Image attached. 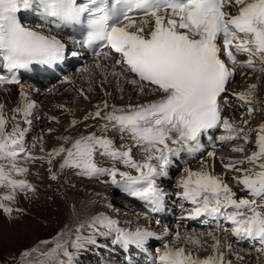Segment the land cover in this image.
<instances>
[{"label": "snow or ice", "instance_id": "6c2138e0", "mask_svg": "<svg viewBox=\"0 0 264 264\" xmlns=\"http://www.w3.org/2000/svg\"><path fill=\"white\" fill-rule=\"evenodd\" d=\"M22 12L34 14L38 23L26 26ZM66 29L79 32L82 38L74 43L93 53V63L77 69L86 74L89 91L98 76L102 91L105 84L114 83L121 93L124 85H132L140 96L154 98L126 106L110 105L105 99L83 120L72 119L64 130L99 119L103 123L96 131L59 135V146L45 152L42 136L30 146L26 143L37 104L29 98L19 74L31 71L33 65L52 67L63 61L66 44L53 33ZM0 69V88L19 85L20 97L10 116L0 104V188L5 190L0 192V210L9 219L14 211L24 214L12 207L18 194H36L26 177L29 165L37 161L47 162L53 181L67 169L77 177L111 184L141 202L146 209L142 215L148 219L149 214L164 210L167 193L158 181L168 176L174 158L200 151L202 137L212 129H223L218 137L221 144L246 143L255 131L256 151L242 159L222 161L226 170L240 174L233 180L243 186L241 191L247 197L236 199V193L222 177L207 170L203 160L200 170L184 167L175 184L176 196L182 201L180 219L215 222V227L207 232L176 231L171 242L165 240L156 249L152 264H225L221 236L228 235L258 242L256 251L264 254V122L256 129L241 127L222 114L225 105L232 107L225 94L237 72L241 76L256 74L257 82L264 78V0H0ZM62 83L72 81L65 77ZM258 87L251 83L230 93L249 118L264 112ZM77 91L88 99L82 89ZM105 95L111 97L112 93ZM64 110L71 114V109ZM18 117L27 127H21ZM48 119L60 123L56 117ZM248 123L243 120V125ZM53 131L48 129L49 134ZM109 132L119 133V147ZM37 144L43 155L34 154ZM134 150L141 159L134 158ZM231 151L243 153L244 148L232 147ZM97 156L110 165L101 166ZM207 156L213 158L215 153L209 151ZM54 161H58L55 171ZM185 203L190 207L185 208ZM85 226L96 235L114 236L111 244L125 251L133 246L144 249L149 240L169 235L167 227L161 235L147 227L131 230L100 214L78 224L75 239H65L71 232L62 229L52 239L23 250L19 264H73L69 244L77 251L85 244H97L93 235H81ZM205 236L212 241L207 245L212 254L201 258L197 250L206 246ZM225 247L230 251L232 245L226 243Z\"/></svg>", "mask_w": 264, "mask_h": 264}, {"label": "rangeland", "instance_id": "374dc122", "mask_svg": "<svg viewBox=\"0 0 264 264\" xmlns=\"http://www.w3.org/2000/svg\"><path fill=\"white\" fill-rule=\"evenodd\" d=\"M37 29H40V28H37ZM241 59H246V57H241ZM250 76H253L254 83L259 84L257 95L261 99H264V78H261V80L257 82L256 74L241 76L238 73L235 76L234 82L230 83L229 84L230 86L228 85V87H230V90H235L234 87L237 88L238 86H240V83H242L243 86L244 85L247 86L248 84L247 80L251 78ZM114 86L115 84H112V87ZM73 90L75 92V89ZM133 92L135 91L130 88L129 89L127 88L125 91H123L119 95L120 98H124L123 101L122 99H117L118 102L116 101L115 102L125 103L126 102L125 98L127 96H131ZM94 95L97 96V98L98 97L101 98L100 97L101 94L99 90H96ZM69 96L62 97L60 101L69 102L66 106H67V109H71V114H70L71 116L68 114V112L64 110L66 109L65 108L66 106L63 105L62 103H59L58 102L59 99L54 98L49 91H47V93L45 94V97L47 99L42 98L39 100L40 106L37 107L38 112L32 117L33 119L36 117L37 114H39V116H37L38 123H35L34 127H32L33 130L31 131L32 133H31V136H29V141H28L29 146L32 144L33 140L36 137H40V136H42L45 141L44 142L45 152L50 151L53 147L59 146L60 143L58 142L60 141H58L56 137L59 135H62L64 129L67 128L68 126L67 121L69 120L68 116L70 119H77V120L81 119V117H83L85 114L84 112L85 105L87 103L93 104L92 101L95 102L94 99H96V97L91 96L90 99L87 101L82 96L76 97V94H72L71 97ZM53 102H57V104L54 105V106H57V108L59 105H63L64 106L63 110L59 111V109L57 108L54 109L52 107ZM133 102H134V99L128 100V104H132ZM235 104H237L236 110L235 109L229 110L227 112V116L230 120H234L238 125H241L243 127L245 126L243 125V120H248L249 123L247 126L252 129H256L260 123L264 122V112H256L253 114L251 118H249L246 115V109L245 108L239 109L238 102H236ZM49 117H57L60 123L50 121L48 119ZM50 128L54 129V131L51 134L48 133V129ZM107 135L112 138V132L107 133ZM118 136L119 135H117V137L114 138L115 141L118 139ZM236 141H239V140H236ZM119 143H121V140L119 141ZM233 143L234 141L232 143H229V145H226L225 148L223 147L221 150V153H218L220 150L217 151V153H215L216 156L219 155L221 158L226 157L228 160L230 159L236 160V159H242L243 157L250 155L253 151H256V132L253 131V134L249 136L246 142L249 144H246L244 142L243 144L240 145L244 148L243 153L231 151L232 147H239L237 145L234 146ZM33 152L37 156L44 154L40 152L39 144H37V147L33 149ZM56 162L58 164V161L53 162L54 163L53 168L55 166V170L58 168V165L56 164ZM29 167H30L29 174L27 175L26 178L32 185L35 186L36 194L33 195L31 193H28L27 195H25L23 193H20L17 195L16 202L12 205L14 209L15 208L22 209L24 214H18L14 211L12 213V218L9 219L7 216L3 214V211L0 210V264H19V254L23 250L31 248L32 246L37 244L40 240L52 239L62 229H65L66 231L71 232V235L65 237V239H69V240L75 239L76 226L78 224L85 223L89 221L92 217L100 215V214H103L117 221L118 226L122 228H128V229L134 230L136 227H147L151 231L155 230V233L157 235H161L164 231V228H158L156 226H153V225H156L157 223V222L156 223L154 222L156 220L155 217L149 215L150 216L149 219L153 220L150 222V224L148 220L142 221L141 219L143 218V216L140 214L139 210H135L139 207L135 208V206L133 205V208L135 209L129 208L130 205L125 203L128 201L126 198L118 199L115 193H113L111 190L106 189V186H104L103 184L100 185L96 180H89V179L77 177L71 174L74 177V179H78L82 181L84 180V182L81 181L82 182L81 188L79 187L80 188L79 189L77 187L79 189V192L76 193L75 195L77 198L73 197L72 198L73 200H72L68 197L65 198V196L61 192H58V193L55 192V195L60 199V200L55 201L51 198L50 191L48 190L50 188L53 191V185H55L56 181L60 182V185L61 187L64 188V190H67V192L69 190L70 191L74 190L73 194H75V191L77 190L75 188L77 186L76 185L77 183L72 182L71 177L67 176L68 173L69 174L71 173V170L66 169V171L61 174L58 180L50 181V178L48 176H45L46 174L45 171H47L49 168L46 161H37L34 164L29 165ZM242 167H249V166L243 165ZM33 168L42 169L41 175L37 176V175H34L35 172L33 173L30 172L32 171L31 169ZM200 168H201V163L199 161L195 162L194 165L190 166V169L196 170V171L200 170ZM170 169L171 168H169V170ZM182 175H183V171L179 172L176 176L181 177ZM234 175L239 176L240 174L234 172L232 173V175L223 177L222 179L224 183L228 185V187L230 188L233 187L237 190H240L242 187L240 185H237L236 181L233 180ZM217 176H220V175H217ZM91 184L95 186L94 189H93V186L90 188H85L86 185H91ZM85 189L86 190L89 189V193H87ZM94 190H97V191H94ZM3 191L5 190L3 188H0V192H3ZM116 191L119 192L121 190L119 191L116 190ZM242 192H243V197H247L248 194H246L245 191H242ZM238 193H241V192L238 191ZM74 201H76V203L78 202V204H75L76 206L73 209V211H77V212L75 213L76 218L74 216V219L71 221L72 222L71 223L65 220L66 218L65 211L66 210L68 211V208L72 207V202ZM184 207L188 208L190 207V205L185 203ZM167 208L172 209V207L171 208L167 207ZM174 214L172 215L174 216ZM173 220L176 223L177 221H180L181 219L180 217H177V218L174 217ZM221 223L224 224L223 221H221ZM177 224H179V222ZM179 225H181V223ZM169 227H168V230H169ZM183 228H186V227H183ZM98 230L103 231V229H98ZM187 230L207 232V229H198V228L193 229V227L187 228ZM174 233L175 232L173 231H169V235L167 237H164L163 240H157V239L149 240L148 243L149 242L150 243L149 245L146 244L145 248L148 249L149 252L154 253V251H156L157 248L162 247L165 240H167L168 242H171V235ZM81 235L85 237L89 235H93L97 241V244H85L84 247L78 251L73 249L71 245L69 244L68 251L74 253L73 264H107L110 260L111 262H109L108 264H130V259L128 258V256L130 258L133 256L134 259L137 261L145 260L147 258L146 255H144L143 253H140L136 249H134V251H129L128 253L130 255H127L128 253H126V251L124 250L125 252L119 251L120 254H117V257H115V255H113L112 257V254H113L112 246L114 248V245H112L110 242L114 238V236L104 237V236L96 235L94 229L89 228L87 226H85L82 229ZM225 239L227 240V238ZM258 246L260 247L259 243H258ZM48 247H52V245H48ZM232 247H233L232 251L234 252H235V249L236 250L239 249L238 246L235 244H232ZM221 248L225 250L224 247H221ZM199 250H201V252L200 253L197 252V254L201 258H205L209 256L208 255L209 249L206 246L203 248H200ZM252 250L253 249H251V251ZM248 254H249V259H251V261H249L247 264H252L254 259L256 258L254 257L255 254L253 252L247 253V255ZM258 255H260V253H258ZM61 259H65V258L61 256ZM133 264H136V263H133ZM138 264H145V263L139 262ZM231 264H236V263H231Z\"/></svg>", "mask_w": 264, "mask_h": 264}, {"label": "bare ground", "instance_id": "6f19581e", "mask_svg": "<svg viewBox=\"0 0 264 264\" xmlns=\"http://www.w3.org/2000/svg\"><path fill=\"white\" fill-rule=\"evenodd\" d=\"M34 14H31V13H29V17H27V19H25V20H27V21H29V22H31L30 24H26L27 26H35L37 23H38V18H35V19H37V20H34L33 21V19H34ZM67 33V32H66ZM53 34H55V32L53 33ZM55 35H57V34H55ZM66 34L64 33L63 35H57L58 36V38H60V39H62V37L63 38H65V40H63L64 42H65V44H66V48H68V46H70V44H68L67 42H66V39H68V36H65ZM70 40V39H69ZM76 46V47H75ZM74 47L76 48V50L78 51V57L75 59V62H78V63H80V64H82V63H85V64H82V65H79V66H77L76 67V69H75V71H70L69 72V74L68 75H63L62 77H61V79H57V76H61L62 74H64V72H65V70H66V67L64 66V65H62V66H60V67H57V68H55L54 69V71H53V73L52 74H49L48 72H46V71H36L35 72V74L36 73H43L44 75H45V78H43V77H39L37 80H35L33 83H35V84H37L38 86H41V88H39V87H32L31 85H28V83H27V87H30L31 89L28 91V93H30L31 94V96L29 97L31 100H33L36 104H37V107L38 106H40V103H39V100L40 99H47L46 97H45V94L47 93V91H49V89H52V91H49L50 93H51V95L54 97V98H56V99H59V103H62L63 105H67L69 102H61L60 100L62 99V97H67V96H69V97H71L72 96V94H76V97H80V95H79V93H78V91H77V89H82L83 91H84V93H85V95L88 97V99H85V100H89L90 99V97L91 96H93V97H96V99H94L95 100V102L94 101H92V103L93 104H89V103H87L86 105H85V108H84V112H85V114H84V116L88 113V112H92V111H95V106L98 104V103H100L101 101H103V100H105V99H107L108 101H109V104L111 105V104H115V105H117V106H126V105H128V100H131V99H134V102L132 103L133 105L134 104H136V103H139V102H144L145 100H147V99H151V98H154V97H143V96H140L139 94H137L136 92H133V94L131 95V96H127L126 98H125V100H126V102L125 103H116V102H118L117 101V99H122V101H123V99L124 98H120L119 97V95L121 94V92L120 91H118L117 89H116V87L114 86V87H112V84H114V83H112V84H105L103 87H104V90L102 91L101 89H100V86H99V84H98V79H99V77L97 76V77H94V79H93V81H92V84H91V88H92V91H89L88 89H89V87H90V85H89V82H88V80L86 79V74H83V73H79L78 71H77V69H79V68H82L84 65H91L92 63H93V56H90L89 58H87V59H85V57H87L88 56V54L86 53V52H83L80 48H79V46L78 45H74ZM71 53V52H70ZM239 59H241V57H238ZM71 65H73V62H72V64ZM229 67H232V65L231 64H229ZM68 68H69V65H68ZM0 72H2V69H0ZM239 72H237V74H238ZM236 74V75H237ZM65 77H68L71 81H72V83H62V81L64 80V78ZM251 78L250 79H248V78H246V77H244V78H246V79H248L247 80V83L248 84H251V83H254V78H253V76H250ZM246 83V84H247ZM248 84H247V86H248ZM235 85H237V84H235ZM230 86V85H229ZM242 83H240V86H238L239 87V89H238V87L236 88V87H234L235 88V90H230V87H228V89L230 90V92H228V93H226L228 96H231L230 95V93L231 92H233V91H242V90H244L247 86H243V88H242ZM241 87V88H240ZM132 89V90H134L133 89V87H132V85H124V91L126 90V89ZM5 89H7V90H5ZM73 89H75V92H74V90ZM96 90H99V92H100V97L101 98H97V96H95L94 95V93L96 92ZM105 92H110V93H112V96L111 97H108V96H106L105 95ZM225 94V95H226ZM48 96V95H47ZM83 97V96H82ZM19 99H20V97H19V85H5L3 88H0V104H4L5 105V112L10 116L11 115V109L12 108H14L16 105H17V103H18V101H19ZM74 99V98H73ZM65 100V99H64ZM86 101V102H87ZM116 101V102H115ZM47 102V101H46ZM52 104V103H51ZM57 104V102H53V105H52V107L54 108V109H56L57 108V106H54V105H56ZM263 107H264V105H262ZM66 109H67V106L65 107ZM52 109V108H51ZM57 109H59V111H61V110H63V108H60V107H58ZM44 110V109H43ZM50 111V110H49ZM37 113V108L34 110V113H33V116L35 115ZM69 114V113H68ZM83 114V113H82ZM70 115V114H69ZM37 116H39V114H37L36 115V117L34 118V120H32L33 121V123H32V127H34V124L35 123H38V118H37ZM68 116V115H67ZM71 116V115H70ZM83 116V117H84ZM83 117H81V119H78V120H83ZM57 118V117H56ZM18 119H20L21 120V127H27V125H25V124H23V121H22V118H20V117H18ZM37 121H36V120ZM39 119H40V117H39ZM68 121H67V123L69 124V122L72 120V119H70L69 118V116H68ZM57 120H59L58 118H57ZM53 122V121H52ZM55 122V121H54ZM100 123H103V121H100L99 119H97L96 121H92V120H89V121H86V122H84V123H81L80 125H78L77 126V129H69V132H65V131H63V134L62 135H67V134H69V133H71V134H73V135H75V134H77V132H81V133H87L88 131H96L97 130V128H98V126H99V124ZM86 124H91V125H93V127L92 128H86L85 127V125ZM8 128H9V130H10V128H11V124H9L8 125ZM220 129H222V128H218V130L214 133V135H213V138L215 139V143L217 144V143H219V140H217V135H216V133H218V131H220ZM33 130V128H31V131ZM65 130V129H64ZM29 132L27 135H26V137L27 138H25L26 139V142H28L29 141V136H31V133L32 132ZM97 134L98 135H102L103 133H99V132H97ZM207 136H209V134H207ZM117 137V135L116 134H114V133H112V138L114 139V138H116ZM34 139V138H33ZM45 142V141H44ZM58 143H61V142H58ZM201 143H202V148H201V150L200 151H198V152H195V153H181V155L182 154H185V155H196V156H198L199 157V162L201 163V161L203 160V161H205L206 162V164H207V170H209L210 172H212V174H216V175H220L222 178L223 177H226V176H229V175H232V173H234L233 171H229V170H226L225 168H224V166H223V163H222V161H224V162H226L228 159L226 158V157H224V158H221L218 154V156H216V154H215V156L213 157V158H209L208 156H207V153L209 152V151H211V152H214V153H217V151H214V149L216 148V150H220V147L222 146H220V144L218 145L219 146V148H217L218 146H212V147H210V146H208V144L207 143H205L202 139H201ZM251 143V142H250ZM46 144V143H45ZM241 144H243V143H241V142H239V141H234V143H233V145L234 146H240ZM246 144H249V143H246ZM29 145V144H28ZM226 145H229V144H224L223 145V147L225 148L226 147ZM246 146V145H245ZM248 146V145H247ZM180 155V156H181ZM177 157V158H174V160H173V163L174 162H176V160L177 161H180V159H181V157ZM54 164V163H53ZM56 164H57V162H56ZM48 165V164H47ZM58 165V164H57ZM49 166V165H48ZM174 166V164L170 167V168H172ZM53 167V166H52ZM188 167V166H187ZM30 168V167H29ZM188 168H190V167H188ZM32 171H30V172H35V174L34 175H37V176H39V175H41V170L42 169H40V168H33V169H31ZM44 171H45V169H44ZM53 171H55V166H54V168H53ZM66 171V170H65ZM193 171H196V170H193ZM45 176H48L49 177V172H48V170L47 171H45ZM237 175V174H236ZM67 176L68 177H71V180H72V182H74V183H77L76 185V191H75V194H73V191L74 190H72V191H68L67 192V190H64V188L63 187H61V185H60V182L59 181H56V183H55V185H53V191H52V189H50L49 188V190L48 191H50V195H51V198L53 199V200H55V201H57V200H60L56 195H55V192H61L64 196H65V198L66 197H68V198H70V199H72L73 197H76L75 195H76V193H78L79 192V189L81 188V186H82V182H84V180L82 181V180H78V179H74V177L71 175V173L69 174H67ZM34 177V176H33ZM67 177V178H68ZM180 178V177H179ZM62 179V178H61ZM50 181H52L51 179H50ZM70 181V180H69ZM82 181V182H81ZM52 183V182H51ZM45 184V183H44ZM94 184V183H93ZM56 185H58V186H56ZM93 186V189H94V185H86V187L85 188H90V187H92ZM241 187H243L242 185H240ZM79 189H78V188ZM100 188V187H99ZM230 188V187H229ZM115 189L116 190H120V189H118V188H116L115 187ZM232 189V191L235 193V192H237L236 193V195H237V197H241V196H243V192L241 191V189L240 190H237V189H235V188H231ZM86 190V189H85ZM98 190V189H97ZM97 190H94V191H97ZM100 190V189H99ZM87 191V193H89V189H87L86 190ZM238 191H240L241 193H238ZM101 192V191H100ZM84 193V192H83ZM91 193V192H90ZM94 194V193H93ZM78 196V195H77ZM176 195H170L169 196V203H172V197H175ZM77 198V197H76ZM93 198V197H92ZM127 199V198H126ZM73 200V199H72ZM128 200V199H127ZM129 201V200H128ZM75 204H78V202L76 203V201H74V202H72V207H69L68 208V211L66 210L65 211V213H66V218H65V220H67V221H69V222H71L73 219H74V216H75V213L77 212V211H73V209H74V207L76 206ZM140 203L138 202V201H136L135 202V200L133 201V200H131V205L133 206H135V208L136 207H139L140 205H139ZM84 207V206H83ZM96 208H98V207H96ZM165 208V210L166 211H168V210H170L169 208H167V207H164ZM170 208H171V206H170ZM93 209V208H92ZM145 209V208H144ZM177 208L175 207V208H172V210H173V212H174V210H176ZM91 210V209H90ZM145 211H146V209H145ZM84 212V211H83ZM174 213H176V214H174V216L172 215V214H170V213H167V212H164V213H161V214H149V215H151V216H153V217H155L156 218V220L154 221L155 223L157 222V220H159V221H162L161 223V226L163 227V228H165V226L168 228L170 225H171V227H169V231H173V232H176V231H180L181 233H183L185 230H187L186 228L187 227H194V228H198V229H207V230H209L210 228H214L215 227V222H209L208 224H204V223H202V222H200L199 220H189V219H183V220H180V221H177L176 223H175V221L173 220V218L174 217H181V216H179L178 215V212L177 211H175ZM88 215V214H87ZM75 218H76V216H75ZM149 218H150V216H149ZM179 222V224L181 223V225H179V224H177ZM72 223V222H71ZM166 223H168V224H166ZM183 223V224H182ZM74 224V223H73ZM72 224V225H73ZM156 225H157V223H156ZM157 227H159V226H157ZM183 227H186V228H183ZM152 231H154L155 232V230H152ZM187 231H193V230H187ZM198 232V231H197ZM222 238H221V247H224L225 248V250L224 249H222V248H220V251H222L223 253H224V261H225V264H227V262L228 261H230L231 263H236V264H247L249 261H251V259H249V254L247 255V253H251V251L249 252V251H246V252H244V251H242V252H240V251H238V250H236L235 249V252L234 251H232L233 250V247H231V250L229 251L228 249H227V247H225V244L226 243H228V244H231L232 243V241H229V240H226L225 238H224V236H221ZM232 237V236H231ZM235 238V237H234ZM205 241H206V247L209 249V251H208V255H211L212 254V249L210 248V247H208L207 245H210L211 243H212V241H211V239L209 238V237H207V236H205L204 238H203ZM236 239V238H235ZM237 240V239H236ZM240 243H247V245H249L250 246V244H252V242L250 243V240H248V239H242V240H238ZM150 243V242H149ZM149 243H147V245H149ZM254 243H255V241H254ZM112 246V245H111ZM134 247V246H133ZM250 249V248H249ZM248 249V250H249ZM112 250H113V246H112ZM122 251H123V249H121ZM127 252V251H126ZM141 252H143L145 255H147V257H149V259L148 258H146V262H143L142 260H139V261H137V260H135L134 259V257H128L129 259H130V264H133V263H136V264H138L139 262H143V263H145V264H152V260H153V258H154V255H156V251H154V253L153 252H149V250L148 249H146V248H144V249H141ZM197 252L198 253H200L201 252V250H197ZM203 252V251H202ZM112 255H117V253L114 251L113 252V254ZM254 257H256V258H258V259H254V261H253V263L252 264H264V254H262V253H260V255H258V252H256V254H255V256ZM243 260H241V259ZM259 258H261V259H259ZM125 260V259H124ZM232 260V261H231Z\"/></svg>", "mask_w": 264, "mask_h": 264}]
</instances>
